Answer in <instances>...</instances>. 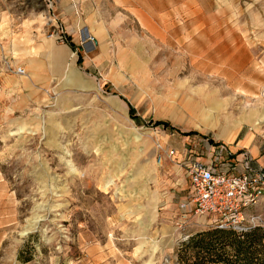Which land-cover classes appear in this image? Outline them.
Here are the masks:
<instances>
[{
    "label": "rangeland",
    "instance_id": "rangeland-1",
    "mask_svg": "<svg viewBox=\"0 0 264 264\" xmlns=\"http://www.w3.org/2000/svg\"><path fill=\"white\" fill-rule=\"evenodd\" d=\"M55 2L0 0V264H177L211 215H184L188 178L158 147L254 117L264 140V0H175L163 27L120 17L71 50ZM49 39L70 69L38 87L19 62ZM243 215L264 229V194Z\"/></svg>",
    "mask_w": 264,
    "mask_h": 264
},
{
    "label": "crops",
    "instance_id": "crops-1",
    "mask_svg": "<svg viewBox=\"0 0 264 264\" xmlns=\"http://www.w3.org/2000/svg\"><path fill=\"white\" fill-rule=\"evenodd\" d=\"M174 1L59 0L58 7V2H55L57 10L52 17V21L56 26L60 27V32L68 34L69 39L68 42L63 43V46L58 45V47L73 49V44L76 43L79 34L93 36L96 39L95 44L98 45L99 35L104 32L109 33L112 31L113 26L120 25V21H117L120 17H122L123 22L125 19H127V22L129 19H133L144 25L146 24L144 18L149 16L155 18V26L163 27L165 24L167 25L166 21L168 18H172L175 15L173 10ZM177 1L189 6V0ZM185 11L187 15L189 10L186 9ZM86 45H88V42ZM55 47V41L50 39L43 42L41 47L36 46V51L31 52L32 57L19 62L24 70V73L19 75V77L22 78L28 75L38 87H42L43 84L47 83L42 80H49L54 75L53 71H55V68H59L63 64L64 68H69L70 63L67 62V56L54 52ZM41 53L42 55H40ZM78 62H81L80 57ZM130 107L132 108V106ZM254 118L245 120V122L254 123V126H252L254 129L244 132L241 136H238V132L236 135L232 133L228 141L222 136V142L227 145L230 152L228 159L238 165V169L241 168L240 163L237 162L243 158L241 155L242 151H245L248 164L253 170L258 171L264 166V140L258 141L257 139L259 131L255 128L258 127L259 123L252 121Z\"/></svg>",
    "mask_w": 264,
    "mask_h": 264
},
{
    "label": "built area",
    "instance_id": "built-area-1",
    "mask_svg": "<svg viewBox=\"0 0 264 264\" xmlns=\"http://www.w3.org/2000/svg\"><path fill=\"white\" fill-rule=\"evenodd\" d=\"M59 39L63 41L62 35ZM85 40L92 42L94 37L88 35ZM17 71L22 72V69ZM187 138L182 152L159 146L156 154L159 165L171 160L185 171L188 197L180 204L182 212L184 215L188 212L198 216L211 215L210 223L219 227L243 226L244 209L256 204L264 194V171L253 170L245 153L237 162L241 166L238 169V165L228 159L230 152L224 142L209 143L200 135ZM260 221L257 215L247 219L248 225L252 226H261Z\"/></svg>",
    "mask_w": 264,
    "mask_h": 264
},
{
    "label": "trees",
    "instance_id": "trees-1",
    "mask_svg": "<svg viewBox=\"0 0 264 264\" xmlns=\"http://www.w3.org/2000/svg\"><path fill=\"white\" fill-rule=\"evenodd\" d=\"M157 124L169 126L165 121ZM176 255L177 264H264V229L211 225L183 239Z\"/></svg>",
    "mask_w": 264,
    "mask_h": 264
}]
</instances>
